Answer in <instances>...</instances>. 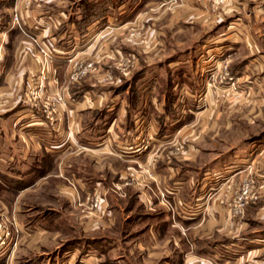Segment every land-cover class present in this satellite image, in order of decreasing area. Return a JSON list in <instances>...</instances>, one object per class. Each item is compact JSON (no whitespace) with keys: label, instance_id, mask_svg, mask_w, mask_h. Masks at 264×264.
Segmentation results:
<instances>
[{"label":"crops","instance_id":"obj_1","mask_svg":"<svg viewBox=\"0 0 264 264\" xmlns=\"http://www.w3.org/2000/svg\"><path fill=\"white\" fill-rule=\"evenodd\" d=\"M49 1L59 3L61 0H37L29 6L19 3V0H0V175L20 180L31 178L12 195L1 189L8 198L0 197V221L12 223L19 230L23 224L45 230L58 228L62 212L56 207L47 206L40 211L41 206L34 204L32 212L24 208L19 220L13 214L17 209V197L27 195L34 186L62 187L69 195L72 190L68 188L66 172L72 175L76 188L82 189L83 185L94 189L96 186L101 188L100 195L105 193L102 178L89 160L78 162L73 158L62 165L59 163L61 159L84 153L83 147H76L79 145L76 135L84 122L79 119L80 113L92 114L93 118L99 119L100 127L112 124L110 117L103 120V113L113 107L107 99L121 97L124 100L118 106L121 119L117 125L126 131L134 128V113L140 104L137 81L144 75L143 71L140 74L135 72L132 84L115 86L107 95L109 85L107 89L94 87L95 80L103 79L99 78L101 75L98 77L88 72L77 76L75 73L78 66L89 61L93 68L105 66V70L111 73L109 81L125 79V74L117 69L122 57L118 49L107 46L102 32L87 35L95 19L100 21L106 16L108 6L113 8L124 0H114L109 5L107 0H83L81 3L79 0L71 13L60 9L48 12L44 5ZM87 3L98 4V13L92 18L85 13ZM12 12L18 15L17 24L11 18ZM66 15L67 25L63 18ZM177 17L180 22L178 29L184 30L183 33H191L193 25H196V31L201 32L194 38L192 57L195 60L192 62V57L188 60L181 54L177 58H167L165 73L156 78L159 85L154 92V100L161 98L160 106L150 109L157 125L154 135L161 138L178 131L184 147L179 154L170 150L155 154L150 170L152 185L171 188L169 194H165L169 205L178 198L186 201L195 197L196 208L199 209L193 216L175 214L156 194L148 198L147 188L145 196V191L134 190V186L126 182L121 188L123 210L129 219L143 221L151 231L152 240H162V244L169 242V248L152 251L150 264H264V139L249 140L235 146L230 134L232 129L241 126L245 131L250 122L261 119L257 114L264 113V0H226L222 4L210 3L209 0H180ZM73 33L87 35L83 56L65 58V50L59 41L71 40L70 36H75ZM33 38L45 46L50 53L49 58L44 59ZM183 43L187 50L191 45H188L187 35L180 37L179 44ZM107 47L115 51H107ZM199 53L202 57L209 54L217 56L216 62L220 56H225L222 61L226 70L237 80H247L250 85L228 92L231 94L219 101L213 98L216 90L205 86L203 104L191 105L183 113L184 105L178 103V107L174 106L175 91L171 83L178 81L184 93L189 92L187 86H193L194 82L199 81L203 86L207 73L203 74L196 58ZM193 63L200 66L197 68ZM42 68L45 80L41 82L43 86L39 96L28 98L25 91L40 79ZM256 82L258 84L254 85ZM57 95H61V100L55 99ZM224 143L229 144H226L227 151L222 147ZM10 145L16 146L22 165L14 163L15 158L6 148ZM120 165L135 168L138 160L132 159L130 163L121 161ZM223 166L229 168L224 176L226 180L211 196L203 198L206 178L213 179L214 173ZM248 173L263 176L259 187L255 188L258 196L246 206L242 216H233L224 201ZM147 187L150 189L151 186ZM59 197L56 200L59 201ZM67 199H71V195ZM105 201L109 207L110 202ZM172 229L173 233L170 232ZM73 237L60 240L57 248L61 245V252L74 248L79 252L82 247V254L88 258L96 255L106 261L109 249L116 242L114 236L107 234L83 233V242L74 246L71 244ZM12 249L10 244L0 246V264H11L14 259ZM19 258L24 260L19 264L41 262L36 253L19 254Z\"/></svg>","mask_w":264,"mask_h":264},{"label":"rangeland","instance_id":"obj_2","mask_svg":"<svg viewBox=\"0 0 264 264\" xmlns=\"http://www.w3.org/2000/svg\"><path fill=\"white\" fill-rule=\"evenodd\" d=\"M36 1L19 0V3L22 2L23 5L29 6L31 2L34 3ZM113 1L107 0V5ZM78 2L79 0H61L59 3L49 1L44 7L48 12L60 9L64 10L65 13H71L73 12L72 9H74L73 6H76ZM209 2L215 3L212 0H209ZM225 2L226 0H223L215 4ZM179 3L180 0H150L148 2H145V0H124L123 3L113 8L108 6L109 11H107L103 20L95 19V23L90 27L87 35L94 32H102L101 34L106 36L107 46L118 49L122 57L120 59L121 65L117 69L125 74L123 75L125 79L111 82L109 81L111 80V73L109 70H105V66L97 69L93 68L92 64L85 73H80L82 66L89 61L78 66L75 73L79 75L92 73L96 76L98 75V77L101 75L99 78L103 79H100V81L95 80L94 87L96 89H107L109 85L110 91L107 93L109 95L115 86L132 84L133 74L135 72L140 74L143 71V77L137 81L140 89V104L134 113V128L131 131H126L117 125L119 119H121L118 106H120L121 102H124L121 97L107 99V102L113 105L107 112L103 113V120L108 117L112 118V124L109 127H100L99 119L93 118V115L91 114L90 116L88 112L79 114V119L84 122L80 132L76 135V139L79 141V145H76V147H83L84 153L79 156L61 159L59 164L62 165L65 161H71L73 158L78 162L83 161V159L89 160L97 174L99 173L100 178H102L105 193L100 195L99 191L101 188L96 186L94 189H88V187L86 188L83 185L82 189L76 188L72 175L66 172L68 188L73 191L68 193L69 195H66L68 191L61 189L62 187L50 189L40 185L32 187L27 195L24 194L25 196L20 195V197H17V209H14L15 214H13L15 219L19 220L21 213H24V208H27V212H32L34 210L33 205L38 204L39 207L41 206L40 211L45 210L44 208L47 206L60 209L62 220L58 221L59 226L56 230H45L33 227L30 224H23L19 230V228H14L12 223L9 224L7 221H2V224L10 231L7 237H0V246L2 247L6 244L12 246V258L14 259L11 260V264L24 263V260L19 258V254L33 255L35 253L36 257L41 258V262L33 264H150L153 258L152 251L162 250L165 247L169 248V242L162 244V240H152L151 231L144 225L143 221H133L128 218L122 207L123 195L121 193L122 184L126 182L132 184L134 190L145 191L147 188L150 195L145 191V196L147 193V197L151 198L154 197L153 194H156L163 199L164 203L175 214L191 216L198 212L199 208H196L195 197L186 201L178 198L175 203L169 205L165 201V194H169L171 188L168 189L167 186L158 188L152 185L153 176H151L152 171L150 170L153 168L152 158L155 154H163L168 150L173 154H179L184 147L182 141L179 140L178 131L161 138L154 135L157 125L152 118L150 109V107L160 106L158 102L161 103V98L157 101L154 100V92L159 85L156 78L165 73L164 63L167 58H177L181 54L191 60L192 48L195 44L194 40L201 33L196 31V25L195 27L193 25L192 32L187 34L183 33L185 32L184 30L178 29V25H180L177 17ZM63 18L67 25L68 15L63 16ZM13 22L17 24L16 21ZM74 34V37L70 36L71 40L69 41H64L63 39L59 41L60 46L65 50L63 55L65 58L83 56L87 35ZM185 35L190 41L188 45L191 44L190 46L187 45V50H185L184 43L182 45L179 44L180 37H185ZM110 49L115 51L113 48ZM221 54L219 53V55ZM196 58L201 64L203 74L207 73L203 86L199 81L197 83L194 82L193 86H187L189 92L184 93L178 81L171 83L175 91L174 106L178 107V103L184 105L183 113L187 108L203 104L202 96L205 86L216 90L213 98L219 101L234 91L247 88L248 84L250 85L247 80H237L235 76L226 70V67H224L225 63L222 61L225 56H220L217 62L214 60L218 57H211L210 54L202 57L201 53H199ZM192 59V62H194L195 57L193 56ZM194 66L198 68L200 65L194 64ZM255 84L257 85L258 82ZM125 87L129 88L128 85H125ZM259 115L261 119L250 122L245 131H243L242 126L230 131L232 144L237 146L249 140L255 142L264 139V113L257 114V116ZM103 120L101 118V121ZM226 144H222V147L227 151V145L229 146V144ZM6 148H8L9 154L16 159H14V163L17 166L22 165L17 155L16 146L10 145L6 146ZM132 159L138 160V165L135 168L120 165L121 161L130 163ZM62 168H60V171L63 173L64 170ZM228 169L223 166L218 172L214 173L213 179L206 178L202 192L203 198L211 196L212 192L219 187V184L226 180L224 176ZM252 176L256 179L255 188H258V183L262 181L263 176L262 174H252ZM3 183L0 178V197L3 196L6 199L8 195L3 193L4 190L1 189H8L3 187ZM238 184L230 192L228 199L224 201V205L230 214L232 213L227 203L231 200ZM147 185L151 186L152 192ZM70 195L71 199H67ZM57 196L61 197V199L59 197V201L56 200ZM257 196L255 192V196L245 204L242 212L233 216H242L246 206L254 202ZM105 200L110 202L109 207L108 202ZM170 232L173 233L174 229L170 230ZM83 233H90L91 235L107 234L115 237L116 242L109 249L110 254L107 261L104 260V257H96V255H90L88 258L85 254H82V247L79 252L76 248L68 252H65V250L61 252L63 249L61 245L57 248L60 240L71 235H74L71 244L79 246L83 242L81 238ZM2 238H4L3 241ZM68 245L69 243L64 244V247ZM93 253L95 254L96 252L94 251ZM159 264H162V262Z\"/></svg>","mask_w":264,"mask_h":264},{"label":"built area","instance_id":"obj_3","mask_svg":"<svg viewBox=\"0 0 264 264\" xmlns=\"http://www.w3.org/2000/svg\"><path fill=\"white\" fill-rule=\"evenodd\" d=\"M215 3L222 2L223 0H212ZM18 15L16 12L12 14L13 21L17 22ZM34 43L37 46V50L42 54L44 59H47L50 57V53L48 50H46L45 46L41 45L35 38H33ZM91 63L87 62L84 64L79 71L80 73H85L86 70L90 67ZM41 71V70H40ZM78 75V74H76ZM75 76V75H74ZM40 79L37 80L36 84L32 87H29L26 89L25 93L28 98H37L39 96V90L42 88V81L45 80V75L43 74V68L40 72ZM56 100H61V95H57L55 97ZM50 110V108H49ZM46 116H48L47 113H45ZM255 181L256 179L252 176L251 173H248L244 175L240 180L237 188L233 192V196L231 200L227 203L231 213L233 215L240 214L245 206L246 203L251 201L253 197L255 196ZM9 229L2 224V221H0V237H7L9 235ZM4 238H2L3 241Z\"/></svg>","mask_w":264,"mask_h":264},{"label":"trees","instance_id":"obj_4","mask_svg":"<svg viewBox=\"0 0 264 264\" xmlns=\"http://www.w3.org/2000/svg\"><path fill=\"white\" fill-rule=\"evenodd\" d=\"M85 9V13L87 14V16L89 17H94L95 15H97L98 13V4H93L90 5V3H87L84 7ZM96 11V12H95ZM95 12V13H94ZM1 181L6 182V189H8V191H10L11 195L16 191V189L28 184L30 182L31 178H22L17 179V178H9L7 176H2L0 175Z\"/></svg>","mask_w":264,"mask_h":264}]
</instances>
